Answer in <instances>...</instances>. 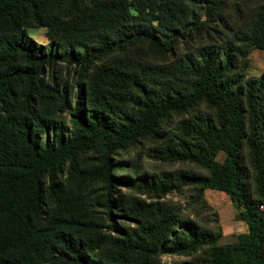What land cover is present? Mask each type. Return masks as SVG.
Here are the masks:
<instances>
[{"label": "trees", "instance_id": "trees-1", "mask_svg": "<svg viewBox=\"0 0 264 264\" xmlns=\"http://www.w3.org/2000/svg\"><path fill=\"white\" fill-rule=\"evenodd\" d=\"M245 1L0 0V264H264V71L244 73L264 0L246 20ZM151 137L199 168L129 171L117 151ZM184 185L214 215L204 189L224 191L246 231L219 244V223L158 199Z\"/></svg>", "mask_w": 264, "mask_h": 264}, {"label": "rangeland", "instance_id": "rangeland-1", "mask_svg": "<svg viewBox=\"0 0 264 264\" xmlns=\"http://www.w3.org/2000/svg\"><path fill=\"white\" fill-rule=\"evenodd\" d=\"M258 1L262 0H248L245 1V20L249 17L251 9H253ZM62 5V4H61ZM60 5V6H61ZM253 15L250 17L252 18ZM27 32L31 35L38 43L44 44L47 46L50 42L48 36V27L46 25H31L27 26ZM250 50L245 53V64H244V73L247 75H259L264 71V46H255L251 45ZM138 51L141 56H151L146 47L138 48ZM153 59L160 60L161 56H155ZM56 78L63 80L71 81L75 77V69L73 65H69L65 62H60L57 65ZM59 117L63 118L66 123H70V114L68 111L64 110L59 112ZM156 142L151 138H141L138 142L131 143L126 145L124 148H121L117 151V158L128 159L127 163L129 171H132L133 167L137 165L141 168H147L150 171L160 172L163 170L177 169V168H199L191 162L186 161H169L167 159H160L155 156ZM223 152L217 154L218 159H222ZM95 152L88 151L81 156V160L87 159L89 156H94ZM123 170V169H122ZM119 189L123 191L125 197L128 195L136 194L147 200H151L152 197L147 193L140 191L135 187H129L126 185H120ZM119 193V192H118ZM204 196L207 203L211 206L214 212H211V209L205 206H199L193 196V190L191 186L184 185L179 190L173 189L163 194L158 199H162L167 203L178 205L182 210L193 217H195L200 222L214 226L215 223L220 224L221 235L217 239V243L225 244L232 242L236 239L237 234L242 231H246L247 224L243 219L236 218V208L229 196L222 190L218 188L208 187L204 189ZM157 199V198H156ZM216 215L218 219L216 220ZM134 218L132 216H118V223L124 224H134ZM196 253H162L160 259L163 262H183V264H192V261L195 260ZM191 261V263H190Z\"/></svg>", "mask_w": 264, "mask_h": 264}]
</instances>
